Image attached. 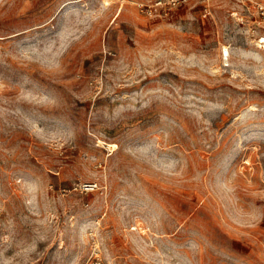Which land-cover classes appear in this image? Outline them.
<instances>
[{"label": "rangeland", "instance_id": "rangeland-1", "mask_svg": "<svg viewBox=\"0 0 264 264\" xmlns=\"http://www.w3.org/2000/svg\"><path fill=\"white\" fill-rule=\"evenodd\" d=\"M165 2L0 0V264H264V0Z\"/></svg>", "mask_w": 264, "mask_h": 264}, {"label": "built area", "instance_id": "built-area-1", "mask_svg": "<svg viewBox=\"0 0 264 264\" xmlns=\"http://www.w3.org/2000/svg\"><path fill=\"white\" fill-rule=\"evenodd\" d=\"M179 2V0H167V2H165L167 5L169 6H173V5H176L177 3ZM161 2H158L157 5H159ZM149 13H151L149 11Z\"/></svg>", "mask_w": 264, "mask_h": 264}, {"label": "bare ground", "instance_id": "bare-ground-1", "mask_svg": "<svg viewBox=\"0 0 264 264\" xmlns=\"http://www.w3.org/2000/svg\"><path fill=\"white\" fill-rule=\"evenodd\" d=\"M261 41H263V39H262ZM224 50L226 51V50H228V49H226V47H224ZM227 55H228V54H227Z\"/></svg>", "mask_w": 264, "mask_h": 264}]
</instances>
